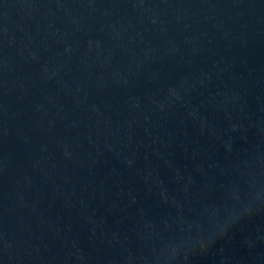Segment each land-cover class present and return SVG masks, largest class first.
<instances>
[{
    "label": "water",
    "instance_id": "95a60500",
    "mask_svg": "<svg viewBox=\"0 0 264 264\" xmlns=\"http://www.w3.org/2000/svg\"><path fill=\"white\" fill-rule=\"evenodd\" d=\"M0 264H264V0H0Z\"/></svg>",
    "mask_w": 264,
    "mask_h": 264
}]
</instances>
